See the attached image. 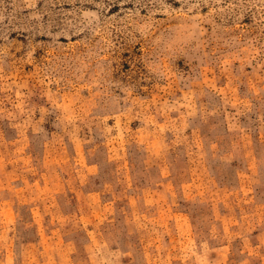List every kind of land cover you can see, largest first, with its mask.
<instances>
[{"label": "rangeland", "instance_id": "obj_1", "mask_svg": "<svg viewBox=\"0 0 264 264\" xmlns=\"http://www.w3.org/2000/svg\"><path fill=\"white\" fill-rule=\"evenodd\" d=\"M0 264H264V0H0Z\"/></svg>", "mask_w": 264, "mask_h": 264}]
</instances>
